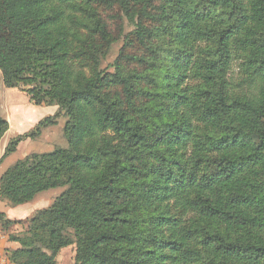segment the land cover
Instances as JSON below:
<instances>
[{
  "label": "trees",
  "instance_id": "obj_1",
  "mask_svg": "<svg viewBox=\"0 0 264 264\" xmlns=\"http://www.w3.org/2000/svg\"><path fill=\"white\" fill-rule=\"evenodd\" d=\"M0 76L57 107L0 162L59 117L67 144L0 177L12 208L63 189L0 213L12 264H264V0H0Z\"/></svg>",
  "mask_w": 264,
  "mask_h": 264
},
{
  "label": "rangeland",
  "instance_id": "obj_2",
  "mask_svg": "<svg viewBox=\"0 0 264 264\" xmlns=\"http://www.w3.org/2000/svg\"><path fill=\"white\" fill-rule=\"evenodd\" d=\"M131 30V27L126 26L124 34L129 33ZM121 46L122 40L112 46L109 56L103 64L104 68L110 67ZM27 89L28 87L22 85L15 89H7L4 87L0 76V115L8 122L9 126L8 131L0 141V159L3 157L5 149L11 140L18 135L33 132L39 121L57 113V107L55 106H34L30 97L25 93ZM64 122L65 118L59 117L55 126L42 129L41 134L35 135L32 139L23 140L17 146L15 153L0 162V177L16 161L24 159L31 154L48 153L56 148H66L67 144L63 136ZM62 191L63 189L61 188L45 191L39 194L30 204L21 208H12L5 201L0 200V213H5L4 215L6 216L7 211L10 213L9 215L12 213L10 210L14 211L11 218L15 219L16 225H13L8 233L19 235L24 232L25 222L31 219L36 211L49 207ZM8 233L0 230V264H12L7 255L10 250L2 246L5 240L8 241ZM4 252H6V255ZM56 264H74V247L62 250L57 257Z\"/></svg>",
  "mask_w": 264,
  "mask_h": 264
},
{
  "label": "crops",
  "instance_id": "obj_3",
  "mask_svg": "<svg viewBox=\"0 0 264 264\" xmlns=\"http://www.w3.org/2000/svg\"><path fill=\"white\" fill-rule=\"evenodd\" d=\"M28 205V204H27ZM27 205H24V206H22V207H25V206H27ZM21 208V207H20ZM10 212H12L11 213V215H9L10 213L7 211L6 212V216H8V218L10 219V220H15V219H13V218H11V216H12V214H13V210H10ZM3 245V247L4 248H6L7 250H16V249H18L19 248V246L16 244V243H12V242H8L7 240H5L3 243H2ZM6 251V250H5ZM5 253V255H6V252H4ZM7 255H8V252H7Z\"/></svg>",
  "mask_w": 264,
  "mask_h": 264
}]
</instances>
